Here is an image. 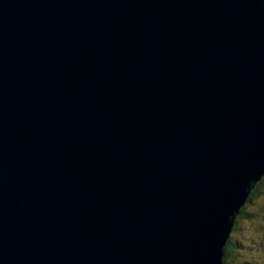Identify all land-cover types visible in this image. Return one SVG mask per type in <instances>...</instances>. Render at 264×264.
I'll return each instance as SVG.
<instances>
[{
    "label": "water",
    "instance_id": "obj_1",
    "mask_svg": "<svg viewBox=\"0 0 264 264\" xmlns=\"http://www.w3.org/2000/svg\"><path fill=\"white\" fill-rule=\"evenodd\" d=\"M264 177V0H0V264H224Z\"/></svg>",
    "mask_w": 264,
    "mask_h": 264
},
{
    "label": "rangeland",
    "instance_id": "obj_2",
    "mask_svg": "<svg viewBox=\"0 0 264 264\" xmlns=\"http://www.w3.org/2000/svg\"><path fill=\"white\" fill-rule=\"evenodd\" d=\"M264 178V177H263ZM264 194V189H262ZM264 198V197H263ZM264 200V199H263ZM249 205L246 212L253 218L242 217L236 220L237 231L233 238L236 241L237 258L236 262L243 264H264V201ZM248 203V202H247ZM263 207V211L261 208ZM235 232V231H234ZM254 240L256 249L250 248V242ZM235 262V263H236Z\"/></svg>",
    "mask_w": 264,
    "mask_h": 264
},
{
    "label": "trees",
    "instance_id": "obj_3",
    "mask_svg": "<svg viewBox=\"0 0 264 264\" xmlns=\"http://www.w3.org/2000/svg\"><path fill=\"white\" fill-rule=\"evenodd\" d=\"M262 189H264V178L258 183L257 187L251 192L249 199H248V203L242 209L240 215L237 217V220L242 218V217L253 218V216L251 214L246 212V209L249 205L257 204L258 201H260L261 199L262 200L264 199L263 198L264 194L262 192L263 191ZM261 211H263V207L261 208ZM237 229H238L237 227H234L233 232L231 233L230 240L227 243V246L225 247L224 264H243L241 261L238 263L236 262V258H237L236 255H237L238 251H237V247H236V241H234L233 238L236 236ZM250 248L256 249L255 245H254V240H252L250 242ZM255 263L256 262H253V264H255Z\"/></svg>",
    "mask_w": 264,
    "mask_h": 264
},
{
    "label": "clouds",
    "instance_id": "obj_4",
    "mask_svg": "<svg viewBox=\"0 0 264 264\" xmlns=\"http://www.w3.org/2000/svg\"><path fill=\"white\" fill-rule=\"evenodd\" d=\"M246 206V205H245ZM244 208V207H243ZM237 220V219H236ZM235 225H236V223H235Z\"/></svg>",
    "mask_w": 264,
    "mask_h": 264
}]
</instances>
